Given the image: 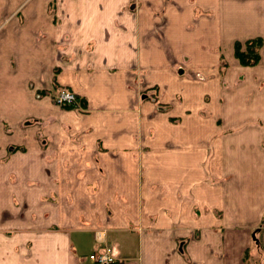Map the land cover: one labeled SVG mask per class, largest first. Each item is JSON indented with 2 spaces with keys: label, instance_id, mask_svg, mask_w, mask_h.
Segmentation results:
<instances>
[{
  "label": "crops",
  "instance_id": "obj_1",
  "mask_svg": "<svg viewBox=\"0 0 264 264\" xmlns=\"http://www.w3.org/2000/svg\"><path fill=\"white\" fill-rule=\"evenodd\" d=\"M36 2L15 66L0 59V128L18 135L0 139V264L105 247L112 264H264V0ZM256 37L240 64L233 43ZM56 85L86 113L51 104Z\"/></svg>",
  "mask_w": 264,
  "mask_h": 264
},
{
  "label": "rangeland",
  "instance_id": "obj_2",
  "mask_svg": "<svg viewBox=\"0 0 264 264\" xmlns=\"http://www.w3.org/2000/svg\"><path fill=\"white\" fill-rule=\"evenodd\" d=\"M28 8H35V9H40L41 6H40V3L36 2V0H24L23 2L21 1H13V2H7V1H1L0 0V59L2 56L5 55V53L8 54L9 58H5V63H9L11 65V67H14L16 62H17V59H18V55H16V53H19L18 52V48L20 46H25V42L22 44V42L20 43L21 41V37H20V31L22 29V20H23V12L26 11ZM48 10H52L53 8H55V3L54 1H49L48 4H47V7H46ZM5 36V38H4ZM11 36V37H9ZM19 36V37H17ZM7 37H9L7 39ZM15 38H18L19 39V42L17 41H13V39ZM259 38V37H258ZM7 39V40H6ZM11 39V40H10ZM253 38H248L244 41H235V42H239V44L241 45L240 46V50H244V46H245V43L249 40H251ZM261 40V39H260ZM6 41L8 42H12L11 44L9 43V45H11L10 47L11 48H15L16 47V51H13L10 53L8 50H4L5 49V43H7ZM14 42V43H13ZM234 42V43H235ZM234 43H233V46H232V52H233V55H234ZM248 43V42H247ZM8 45V46H9ZM261 45V44H260ZM246 51L247 52H244L246 53V59L245 61H251L253 55L248 52V51H255L257 52L258 51V54H259V47L255 46L254 44H247L246 45ZM64 53V52H62ZM234 57L236 58V56L234 55ZM259 58H260V54H259ZM3 59V58H2ZM4 60V59H3ZM237 61H239L237 58H236ZM259 61V60H258ZM30 62L31 61H18V63L24 67V68H28V66H30ZM25 64H28V66H26ZM9 66H5L4 68V65H2V70L4 69H8ZM19 68V67H18ZM20 69V68H19ZM56 72L54 71V74ZM33 88V86H32ZM61 89H68V88H65L64 86H60V85H56L55 87H52L50 88V90H48L49 92L45 91V93H43L42 95H47L50 99V103L53 104L54 106H57L59 107L60 109L62 110H70L72 111V113L74 112L77 116H80V115H83L85 114L86 112H83V105H81V102L80 100L78 99L77 102L75 104H71V105H57L56 102H55V95L58 93V91H60ZM70 91H73L71 89H68ZM36 93L34 94V97H35V100L34 101H37L36 99H41L42 98V95L40 94V92H38V90L35 91ZM155 90L151 89V88H148L146 86H142V89L140 91V94H141V102L142 104L144 102H148V101H155ZM75 93V92H74ZM30 94L28 96V100L29 102L33 101V98ZM41 97V98H40ZM37 104V102H35L34 104H29L28 106V113L30 114H35L37 109L36 107H34V105ZM161 105V104H159ZM165 104H162L161 106L164 107ZM5 105H3L2 107H0L2 110H3V107ZM23 115V113H22ZM21 114H19L18 116L16 117H20ZM10 117V116H9ZM43 121V122H42ZM38 122L40 123H45L44 122V119H41V121L38 119H36L35 117H32V116H29V117H25L24 119H22L21 121V126L22 127H26V128H30L31 126H36L38 124ZM3 124V121H0V125ZM9 124V123H8ZM42 124H40L41 126ZM10 130V131H9ZM146 130H148L147 128H145V126L143 124H141V136L144 135V133L146 132ZM13 132V129H10V127H6L4 128V130H1L0 128V139L2 136H6V138H15V137H18V135L16 134V132L14 131ZM7 133V134H6ZM12 133V134H11ZM19 136H20V133H19ZM31 136H34V134H32ZM30 136V137H31ZM6 148V147H5ZM11 148V147H9ZM13 149V147H12ZM258 244V245H257ZM262 249V248H261ZM253 250L257 251L259 250V243L255 242L253 244ZM117 257V256H116ZM254 258V259H253ZM117 259V258H116ZM253 260V261H252ZM249 262H255L256 264L260 262V255L257 254L256 257H252V259L250 258L249 256Z\"/></svg>",
  "mask_w": 264,
  "mask_h": 264
},
{
  "label": "built area",
  "instance_id": "obj_3",
  "mask_svg": "<svg viewBox=\"0 0 264 264\" xmlns=\"http://www.w3.org/2000/svg\"><path fill=\"white\" fill-rule=\"evenodd\" d=\"M78 98L73 91L68 89H61L55 95V102L57 105H71L77 102ZM99 235V233H97ZM100 240V236H97ZM90 257L98 264H112L116 260V254L110 247H105L100 251L94 252Z\"/></svg>",
  "mask_w": 264,
  "mask_h": 264
},
{
  "label": "trees",
  "instance_id": "obj_4",
  "mask_svg": "<svg viewBox=\"0 0 264 264\" xmlns=\"http://www.w3.org/2000/svg\"><path fill=\"white\" fill-rule=\"evenodd\" d=\"M247 42L245 43L244 50H240V46L241 45L239 44V42H235L234 43V55L239 60V63L242 64V65L255 64L259 60L258 51L257 52H255V51H248V52H250L253 55L251 61H245V59H246V53H244V52H247L246 51V48H247L246 45L247 44H252V45L254 44L255 46L259 47L260 44H261L260 38L256 37V38H253V39H251V40H249ZM244 258H245V256H244Z\"/></svg>",
  "mask_w": 264,
  "mask_h": 264
}]
</instances>
